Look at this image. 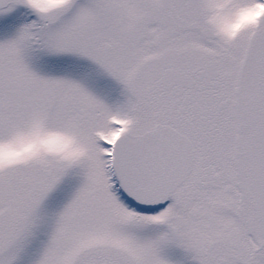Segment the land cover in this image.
<instances>
[{
	"label": "snow or ice",
	"instance_id": "obj_1",
	"mask_svg": "<svg viewBox=\"0 0 264 264\" xmlns=\"http://www.w3.org/2000/svg\"><path fill=\"white\" fill-rule=\"evenodd\" d=\"M0 264H264V0H0Z\"/></svg>",
	"mask_w": 264,
	"mask_h": 264
}]
</instances>
